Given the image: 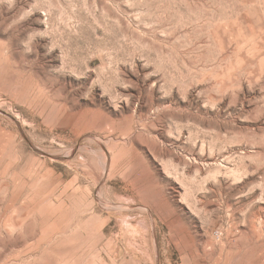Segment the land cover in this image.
<instances>
[{"label":"rangeland","instance_id":"374dc122","mask_svg":"<svg viewBox=\"0 0 264 264\" xmlns=\"http://www.w3.org/2000/svg\"><path fill=\"white\" fill-rule=\"evenodd\" d=\"M0 264H264V0H0Z\"/></svg>","mask_w":264,"mask_h":264}]
</instances>
